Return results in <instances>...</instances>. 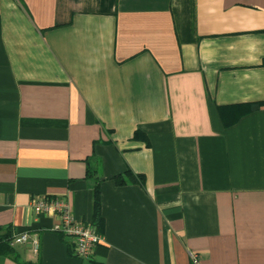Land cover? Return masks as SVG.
I'll return each mask as SVG.
<instances>
[{
  "label": "crops",
  "instance_id": "0c3cea01",
  "mask_svg": "<svg viewBox=\"0 0 264 264\" xmlns=\"http://www.w3.org/2000/svg\"><path fill=\"white\" fill-rule=\"evenodd\" d=\"M95 185L103 240L79 258L31 201L93 223ZM17 232L38 252L3 243L0 264H264V0H0V234Z\"/></svg>",
  "mask_w": 264,
  "mask_h": 264
},
{
  "label": "built area",
  "instance_id": "2783aa9c",
  "mask_svg": "<svg viewBox=\"0 0 264 264\" xmlns=\"http://www.w3.org/2000/svg\"><path fill=\"white\" fill-rule=\"evenodd\" d=\"M36 213H48L56 216L54 229L71 239V251L79 258H89L102 240V234L93 223L79 222L71 214L68 202L60 197L35 196L31 201ZM9 246L28 244L33 253L38 252V237L29 232H17L0 238ZM195 258V257H194ZM193 258V259H194Z\"/></svg>",
  "mask_w": 264,
  "mask_h": 264
},
{
  "label": "trees",
  "instance_id": "16d2710c",
  "mask_svg": "<svg viewBox=\"0 0 264 264\" xmlns=\"http://www.w3.org/2000/svg\"><path fill=\"white\" fill-rule=\"evenodd\" d=\"M258 106V104L256 103H252L248 105L249 109H254ZM134 136H139V134L136 132L134 134ZM88 172L92 169H87ZM94 170V169H93ZM92 170V172H93ZM113 179L116 183L118 184H123L125 183L127 180L133 181V182H142L143 178L141 175H134L130 170H126L125 172V177H123L122 175H116L113 176ZM93 214H94V221L93 224L95 225L96 229L99 231L100 230V225H99V219H100V214H99V201H98V187L97 185H95L94 187V210H93ZM7 236V234H0V238ZM6 244V243H5ZM7 245V244H6ZM5 247L8 248L7 246L3 245V242L0 241V247Z\"/></svg>",
  "mask_w": 264,
  "mask_h": 264
}]
</instances>
